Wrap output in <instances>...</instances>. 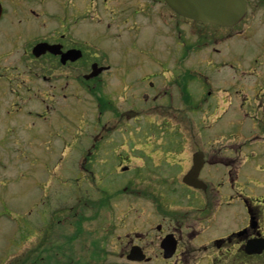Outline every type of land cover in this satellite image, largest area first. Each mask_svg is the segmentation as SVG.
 <instances>
[{"label":"flooded vegetation","instance_id":"flooded-vegetation-1","mask_svg":"<svg viewBox=\"0 0 264 264\" xmlns=\"http://www.w3.org/2000/svg\"><path fill=\"white\" fill-rule=\"evenodd\" d=\"M245 1L244 19L225 28L185 18L165 0H0L2 24L13 31L0 34L11 38L10 47L0 52L2 118H21L23 111L26 118H56L62 109L68 114L70 107L77 118L86 95L98 118L105 113L121 120L128 110L148 108L134 117L145 118V126L141 175L132 182L141 179L156 188L145 196L159 202L153 205L159 210L158 222L146 232L139 229L126 236L129 245L121 258L127 264H264V254L250 247L252 239L264 234V194L257 180L239 184L240 154L223 141L198 138L192 129L160 139L165 127L174 131L184 123L179 118L216 101L258 103L264 109V0ZM111 39L120 45L107 44ZM232 43L240 51L232 52ZM225 47L228 51L223 52ZM95 66L101 71L88 79ZM6 99L13 102L5 109ZM118 105L128 109L117 117ZM55 109L58 114L52 115ZM164 109L176 116L157 112ZM113 130L118 129L101 126L103 133ZM182 132L185 143L197 141L193 151L185 153L184 147L178 155L173 149L181 143ZM126 133L131 137L134 132ZM100 135L99 149L109 141ZM196 155L206 189L182 181ZM262 156L264 160V151ZM169 185L176 186L174 195L158 194ZM167 198L176 205H167ZM109 234L113 238L108 230L104 243ZM165 239L176 247L170 258L162 247ZM135 246L145 257L143 263L126 258Z\"/></svg>","mask_w":264,"mask_h":264},{"label":"rangeland","instance_id":"rangeland-1","mask_svg":"<svg viewBox=\"0 0 264 264\" xmlns=\"http://www.w3.org/2000/svg\"><path fill=\"white\" fill-rule=\"evenodd\" d=\"M5 24H2L0 31L3 32L0 34L8 35L13 31ZM10 40L0 35V52L10 47ZM105 41L103 39L104 46ZM106 43L117 47L120 45L119 41L113 39ZM19 47L22 48L21 43ZM226 51L228 49L225 47L223 52ZM231 51H240L239 45L232 43ZM120 100L124 102L125 97H120ZM12 102L6 99L3 103L5 109ZM84 103L82 114L85 116L77 118L73 117V108L68 114L61 108L59 116L46 120L22 117L26 114L24 111L19 116L21 118H2L5 111L1 109L0 264H127L121 254L129 244L122 239L127 238L126 235L130 236L132 228L144 229L146 232L157 224V209L148 200L145 202L128 197L118 198L110 206L112 209H101L113 210L115 218L103 213L99 215L100 220L94 218V221H89L96 210L95 203L89 201L84 207L83 201L88 200L87 197L93 199L99 193L94 192L95 184L90 171L94 170L97 185L101 183L109 196L117 194L142 164L138 155L144 141L140 134L128 136L126 130L144 129L145 118L134 123L126 118L107 117L105 113L103 118H98V115H94L95 108L88 95ZM43 108V105L39 106L40 111ZM126 109V106L118 105L114 112L118 117ZM134 110L141 114L148 112L146 107H136ZM195 110L194 115L189 113L188 117L179 118L184 123L174 131L169 132L165 128L160 132V139L167 133L168 137L173 138L174 132H177L175 130L192 129L190 133L198 138H210L212 143L223 141L242 159L239 184L246 186L248 177L254 176L264 187V109L258 103L237 106L216 101V104L200 106ZM56 111H51L52 115L58 114ZM157 112L166 114L167 118L176 116L167 109ZM156 121L161 122L158 118ZM126 123H129L128 126ZM104 125L110 128L116 126L118 130L108 133L110 140L99 150L97 143L100 140L95 145L94 138L101 134L103 140L107 136L101 132V126ZM181 134V143L173 149L178 155L184 145L186 151H193L194 141H197L190 139L185 143L186 134ZM251 139H255L253 144L243 145ZM87 154H90L89 159ZM123 166L129 167L128 173H120ZM79 167L80 170L87 168L85 176L80 173ZM143 182L140 179L137 185L131 183L126 192L120 193L134 192L136 195L135 191L138 190L144 195L156 189ZM261 190L264 191L263 188ZM164 191L160 188L158 194L168 196ZM113 199L115 197L107 200ZM174 204L176 202L170 198L168 205L174 207ZM129 210L138 213L122 219ZM79 221L83 224H78ZM107 228L114 229L116 233L112 231L115 235L112 238L109 234L110 239L104 243Z\"/></svg>","mask_w":264,"mask_h":264},{"label":"water","instance_id":"water-1","mask_svg":"<svg viewBox=\"0 0 264 264\" xmlns=\"http://www.w3.org/2000/svg\"><path fill=\"white\" fill-rule=\"evenodd\" d=\"M168 2L183 16L211 21L222 26L234 25L246 12L243 0H168Z\"/></svg>","mask_w":264,"mask_h":264}]
</instances>
